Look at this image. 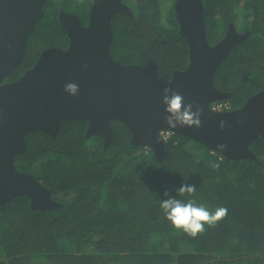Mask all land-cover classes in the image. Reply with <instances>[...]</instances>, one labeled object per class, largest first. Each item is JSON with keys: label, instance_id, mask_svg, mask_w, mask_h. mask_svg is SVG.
Here are the masks:
<instances>
[{"label": "trees", "instance_id": "obj_1", "mask_svg": "<svg viewBox=\"0 0 264 264\" xmlns=\"http://www.w3.org/2000/svg\"><path fill=\"white\" fill-rule=\"evenodd\" d=\"M124 1L134 16H113L112 57L121 64L154 65L167 83L189 63L176 0ZM92 2L48 0L24 60L4 82L20 78L46 49H65L69 38L60 11L87 22ZM203 3L209 44L218 43L230 23L250 32L214 76L215 87L231 94L223 102L238 109L264 89V0ZM87 125L69 118L55 136L40 130L26 135L28 148L16 156V168L62 205L34 210L26 196L0 205V264H264V136L249 145L257 160H232L175 134L160 162L153 150L130 143L124 123L111 122L114 138L107 147L101 136H87ZM185 183L196 186L193 196H178ZM170 197L194 200L211 212L225 207L228 215L193 239L165 218L160 204Z\"/></svg>", "mask_w": 264, "mask_h": 264}, {"label": "water", "instance_id": "obj_2", "mask_svg": "<svg viewBox=\"0 0 264 264\" xmlns=\"http://www.w3.org/2000/svg\"><path fill=\"white\" fill-rule=\"evenodd\" d=\"M47 1L0 0V205L20 196L29 198L34 210L62 205L31 174L19 171L15 159L27 151L28 133L40 130L55 136L69 118L86 120L87 136H101L105 147L114 138L111 122L118 120L129 129L130 143L153 150L160 162L165 151L162 130L189 137L228 159L257 160L249 145L264 136V89L238 109L215 112L210 107L230 98L229 92L215 87V72L234 47L249 38V31L241 34L230 23L223 39L211 45L203 0H176L179 35L188 45L189 63L163 83L156 66L121 64L111 55L113 16H133L132 9L122 0H94L86 25L76 14L60 12L70 40L66 49H46L20 78L4 82L24 60L29 36L42 20ZM68 83L78 85L77 95L65 91ZM165 87L179 91L185 103L202 108L200 127L173 129L165 123ZM220 144L226 145L223 151Z\"/></svg>", "mask_w": 264, "mask_h": 264}, {"label": "clouds", "instance_id": "obj_3", "mask_svg": "<svg viewBox=\"0 0 264 264\" xmlns=\"http://www.w3.org/2000/svg\"><path fill=\"white\" fill-rule=\"evenodd\" d=\"M238 32L240 31L238 30ZM65 91L71 95H77L78 85L68 83L65 85ZM214 103H211V109ZM162 104L164 105L165 113L164 121L170 128L201 126L202 108L195 102L185 103L184 97L179 91L173 90L171 87H165L163 90ZM231 110H234L232 106ZM223 126L224 122L221 121V127ZM164 143L166 144L165 141ZM218 148L223 151L226 145L220 144ZM211 167L218 170L220 164L213 161L211 162ZM195 192L196 186L187 183L177 189L178 196L180 197L186 195L193 196ZM164 195L168 196L169 194L165 192ZM160 207L163 210L165 218L175 229L182 230L183 233L193 239L206 231V225L210 228L216 227L228 215V209L225 207H218L214 212H211L203 205L198 206L194 200L190 199L185 202L176 197L163 199Z\"/></svg>", "mask_w": 264, "mask_h": 264}, {"label": "built area", "instance_id": "obj_4", "mask_svg": "<svg viewBox=\"0 0 264 264\" xmlns=\"http://www.w3.org/2000/svg\"><path fill=\"white\" fill-rule=\"evenodd\" d=\"M212 110L216 112H224L231 110V106L229 103L226 102H218L213 104ZM160 135L163 141L167 142L175 135V133L172 130H164L160 132Z\"/></svg>", "mask_w": 264, "mask_h": 264}, {"label": "flooded vegetation", "instance_id": "obj_5", "mask_svg": "<svg viewBox=\"0 0 264 264\" xmlns=\"http://www.w3.org/2000/svg\"><path fill=\"white\" fill-rule=\"evenodd\" d=\"M123 1V3L124 4H126L127 6H129L127 3H125V1L124 0H122ZM93 2H94V0H93ZM93 2H92V4H93ZM92 6V5H91ZM91 6H90V10H91ZM130 7V6H129ZM62 11H64V10H62ZM61 12V11H60ZM66 12V11H65ZM90 12V11H89ZM133 12V11H132ZM69 13H72V12H69ZM75 14V13H74ZM116 14H118V13H116ZM120 14H122V13H120ZM59 15H60V13H59ZM77 15V14H76ZM125 15V14H124ZM78 16V15H77ZM128 16H130V15H128ZM133 16H134V13H133ZM132 16V17H133ZM79 17V16H78ZM80 18V17H79ZM80 20H81V22H82V24L83 25H86L87 23H88V21H89V14H88V18H87V22H86V20H83L82 18H80ZM239 33H241V34H243V32L241 31V32H239ZM67 37H68V35H67ZM69 38V37H68ZM223 39V38H222ZM69 43H70V40H69ZM69 46V44L67 45V47ZM66 47V48H67ZM56 48H60V47H56ZM64 48V47H63ZM63 48H60V49H63ZM65 48V49H66Z\"/></svg>", "mask_w": 264, "mask_h": 264}, {"label": "rangeland", "instance_id": "obj_6", "mask_svg": "<svg viewBox=\"0 0 264 264\" xmlns=\"http://www.w3.org/2000/svg\"><path fill=\"white\" fill-rule=\"evenodd\" d=\"M239 31H241V29Z\"/></svg>", "mask_w": 264, "mask_h": 264}]
</instances>
